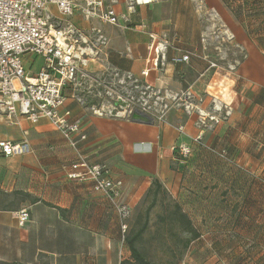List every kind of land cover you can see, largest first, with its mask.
Here are the masks:
<instances>
[{
	"label": "crops",
	"instance_id": "obj_1",
	"mask_svg": "<svg viewBox=\"0 0 264 264\" xmlns=\"http://www.w3.org/2000/svg\"><path fill=\"white\" fill-rule=\"evenodd\" d=\"M114 7L128 13L127 0H118ZM147 9L161 11L148 17ZM135 11L128 27L90 24L78 15L72 18L78 28L103 30L107 44L91 55L89 69L107 74L112 86L116 72L147 80L143 72L149 71L156 82L164 84L174 72L180 74L179 64L188 65L192 59L190 67L199 68L207 56L201 38L210 29L206 21L210 18L221 32L234 36L235 47L253 56L257 50L264 54V0H157ZM52 13L57 14L55 8ZM169 29L186 39L184 55L192 54L188 62L175 61L183 56L179 54L183 49H175L177 53L171 56L162 49L159 37ZM158 44L159 54H155ZM27 64L32 70L40 66L31 58ZM159 65L166 72L158 76ZM252 78L259 82L258 70ZM65 111L71 112L72 119L82 120L77 149L47 120L32 124L20 118L10 124L0 116V140H26L30 147L28 153L14 157L0 153V264H122L131 260L127 234L124 238L121 219L106 194L95 191L92 180L69 178L78 153L90 164L104 165L112 180L122 182L120 200L133 213L154 181L180 204L200 234L184 251L181 264H208V255L220 264H264V197L254 198L257 185L233 188L225 181L232 180L231 172L218 167L213 157L191 155L183 160L175 155L180 145L194 150L200 144L194 141L199 135L211 142L207 129L198 126L199 116L175 108L165 122L144 125L123 117L94 115L88 104L72 98L67 99ZM259 184L264 189V183ZM21 211L29 215L24 225L18 221Z\"/></svg>",
	"mask_w": 264,
	"mask_h": 264
},
{
	"label": "built area",
	"instance_id": "obj_2",
	"mask_svg": "<svg viewBox=\"0 0 264 264\" xmlns=\"http://www.w3.org/2000/svg\"><path fill=\"white\" fill-rule=\"evenodd\" d=\"M155 2L157 0H127L128 13H119L114 7L118 0H0V116L10 124L17 123L20 118H26L32 124L47 120L69 145L77 149L76 136L81 133L82 120L72 119L70 111L62 112L67 99L88 104L93 114L100 117L108 115L131 120L133 114L128 109L134 105L141 109L139 112L147 114V103L136 102L132 96L116 99L115 92L111 90L115 84L112 86L109 81L102 80L105 74L98 75L89 69L91 55L107 44V38L100 27L81 29L74 25L72 18L78 15L90 24L128 27L137 7ZM52 8L57 14L52 13ZM152 40L156 41L154 37ZM158 49L159 44L155 54H159ZM191 55L188 53L175 61L186 63ZM30 58L39 63L36 70L27 66ZM148 75L149 71L143 72V76ZM93 88L107 89L106 94L115 102H94ZM85 92L89 100L80 94ZM186 97L189 98L190 93ZM190 107L191 104L184 106L185 111L190 113ZM167 109L168 104L160 109V115L152 117L154 121L165 122ZM198 112V126H206V119L201 111ZM194 141L201 144L202 136H197ZM29 151L26 140L14 143L0 140V153L5 157ZM176 151L179 156L187 157L192 148L180 145ZM225 155L224 151L219 153L224 158ZM77 160L71 165L69 178L92 180L93 189L106 194L121 219L125 238L133 209L120 200L122 182L112 180L104 165L90 164L80 153ZM18 221L21 225L27 223L28 213L21 211Z\"/></svg>",
	"mask_w": 264,
	"mask_h": 264
},
{
	"label": "rangeland",
	"instance_id": "obj_3",
	"mask_svg": "<svg viewBox=\"0 0 264 264\" xmlns=\"http://www.w3.org/2000/svg\"><path fill=\"white\" fill-rule=\"evenodd\" d=\"M159 11L161 10L147 9L145 14L151 17ZM145 14L143 12L144 16ZM210 19H206L211 25L210 29L206 30L201 38V42L206 45L203 52L207 56L200 61L199 68L194 70L190 67L192 59L188 65L179 64L180 74L170 72V74L174 72L173 78L167 77L164 84L156 82V78L151 75L146 77L147 80H139L133 75L122 76L116 72L113 78L116 79L115 87L111 90L115 92V98L132 96L136 102L141 100L142 104L147 103L146 109L150 112L147 114L153 118L155 115H160V109L166 104H168V112L175 108L185 110L184 106H190V104L189 112L199 116L198 111H201L206 119V126L202 129L204 127L207 129L209 137H212L211 142L203 140L204 143L198 144L196 150L187 157L179 156L176 151V157L183 160L197 154L213 157L218 167L231 172L232 180L228 178L225 180L228 184L234 188L236 184L247 187L250 183L249 189L256 184L254 198H262L264 189L261 190L259 183H264V54L257 50L258 52L253 56V53L244 50L243 47H235L234 36L221 32L216 20ZM159 39L161 40L158 42L161 41L162 49L168 56L176 52L175 49L184 50L179 53L181 56L188 50L186 39L179 37L173 29H169L166 35ZM158 69V76L166 72L164 67L163 71L160 69V65ZM257 70L260 75L259 82L252 78L253 71ZM203 72L205 75L201 76ZM123 78H125L124 81L120 82L119 79ZM108 79L107 74L102 78L105 82L109 81ZM177 88L181 92L176 94ZM92 91L96 95L93 100L98 104L102 103L101 100L103 103L115 102L106 94L107 89L93 88ZM98 93L101 96H97ZM187 93H190L189 98L186 97ZM80 94L84 96L83 99H90L86 92ZM148 107L151 108L148 110ZM138 110L141 109L134 105L128 109V112L132 111V114ZM223 150L226 151L227 158L214 154ZM182 172L185 173L184 170ZM233 196H237V192L233 193ZM153 201L152 191L134 210L132 219L128 222L127 234H132L144 224L146 212ZM175 202L166 190L165 193L158 195L156 204L149 212V227L141 240L137 242V247L147 259L156 264L183 262L185 249L183 243L189 235L170 216ZM246 242L242 240L245 245ZM207 259L208 264L221 262L211 255H208Z\"/></svg>",
	"mask_w": 264,
	"mask_h": 264
},
{
	"label": "trees",
	"instance_id": "obj_4",
	"mask_svg": "<svg viewBox=\"0 0 264 264\" xmlns=\"http://www.w3.org/2000/svg\"><path fill=\"white\" fill-rule=\"evenodd\" d=\"M194 150L192 149V152H194ZM223 151L226 152L225 150ZM214 154L219 155V153L217 152H215ZM152 187L153 189L151 188L148 194L153 191L154 201L152 205L148 207V210L145 215L146 220L144 224L140 228L135 230L132 234L131 233L127 234L126 244H127V247H129L130 252H131V260L122 261V264H156L155 262L151 260L149 261L147 257L144 255V253L139 249V247H137V242L141 240L142 236L146 233L149 227V212L152 209V207L156 204V198L158 197L159 194L163 192L165 193V189L159 184L158 181H154ZM170 216L173 219V221H175L176 223H179L183 231L189 235V237L183 243L184 248H185L184 251H185L190 246L189 244L192 241H194V239H197L200 237V234L198 230H196V228L194 227L190 217L187 216L186 213H184L179 203L177 202L174 203V207H173V210L171 211Z\"/></svg>",
	"mask_w": 264,
	"mask_h": 264
},
{
	"label": "water",
	"instance_id": "obj_5",
	"mask_svg": "<svg viewBox=\"0 0 264 264\" xmlns=\"http://www.w3.org/2000/svg\"><path fill=\"white\" fill-rule=\"evenodd\" d=\"M132 117L131 120L135 123H139V124H153L154 123V119L152 117H150L147 114H143L139 111H135L134 113H132Z\"/></svg>",
	"mask_w": 264,
	"mask_h": 264
}]
</instances>
